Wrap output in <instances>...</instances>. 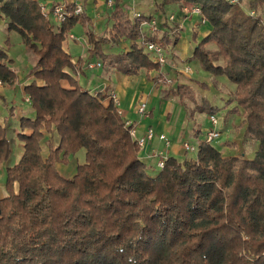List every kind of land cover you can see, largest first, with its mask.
I'll use <instances>...</instances> for the list:
<instances>
[{
    "label": "trees",
    "instance_id": "obj_1",
    "mask_svg": "<svg viewBox=\"0 0 264 264\" xmlns=\"http://www.w3.org/2000/svg\"><path fill=\"white\" fill-rule=\"evenodd\" d=\"M241 1L161 0L157 7L199 6L211 32L192 58L235 85L225 105L242 117L243 137L256 144L253 157L223 156L216 141L198 140L205 131H195L196 156H170L152 172L112 102L105 105L100 93L83 89L71 74L64 42L76 26L90 23L84 12L74 14L67 3L65 21L54 24L34 0H0L5 30L17 32L33 56L35 78L23 89L34 116L21 117L16 132L23 154L5 170L0 264H264V0H249L247 9ZM108 18L105 33L85 32L87 58L125 75L154 72L159 79L141 39L155 38L141 28L151 17H131L114 0ZM161 39L164 47L172 42L166 33ZM122 41L130 42L129 50H101ZM9 62L0 48V81L13 88L17 75ZM82 63L78 58L75 65ZM195 93L183 84L171 89L180 102ZM206 111L214 115L216 109ZM81 150L84 162L63 177L57 165L67 166ZM10 154L5 119L0 167Z\"/></svg>",
    "mask_w": 264,
    "mask_h": 264
},
{
    "label": "crops",
    "instance_id": "obj_2",
    "mask_svg": "<svg viewBox=\"0 0 264 264\" xmlns=\"http://www.w3.org/2000/svg\"><path fill=\"white\" fill-rule=\"evenodd\" d=\"M108 1L112 0H85L83 2L84 14L90 19V23L85 28L79 26L84 37L86 31L93 32L97 36L105 33L110 23L108 14L113 8V6H107ZM160 1L121 0V3L125 7L127 15L133 17L134 14L140 13L144 16H150L156 21L158 30L152 33L148 28L144 27L142 29L144 35L162 38L163 33L168 34L172 41L166 47L168 60L170 64L174 62L179 67L176 69L171 68L169 65L159 67L162 79L153 77L154 72H151L149 77H145L144 74L139 76L125 75L105 65L102 68L88 70L85 67L87 62H94L100 59L97 57L87 58L88 53L83 49L81 53H78L76 49H72L71 51L68 43L64 42V48L72 56V62L74 63L75 70L71 73L75 77L73 78L77 80L83 89L89 92L99 91L105 105L109 103V93L115 92L120 100L119 107L123 112V119L125 118L131 122L137 130V135H141L150 127L156 134H164L167 137L169 140L168 146L159 140L158 137H155L145 148L139 151V157L151 168L152 172L156 171L154 170L156 169L154 159L150 157L154 150L165 151L168 157L182 158L189 156L182 149V144L184 142L193 143L195 131H199L201 134L211 128V123L208 120L210 114L206 109L207 107H214L216 104H221L220 111L217 114L214 113L218 119L217 129L221 135L214 143L215 146L223 156H243L251 159L256 144L243 137L244 125L241 123L242 117L229 111L232 105H224L227 100L232 98L235 85L223 76L215 77L210 75L208 80L202 81V78L196 79L197 76L195 77L192 69L190 72H185L182 69L184 64L189 65L191 61L196 62L198 65V62L192 58V53L195 46L211 32V26L199 16L184 14L181 11L182 4H168L160 8L157 7ZM244 1L248 3L249 0ZM45 2L48 8L51 9L54 4L61 2L68 3L70 0H45ZM129 9L131 13H128ZM259 14L264 20V13L259 12ZM48 18L54 24L56 23L51 16ZM5 28L4 20L0 18V48L6 47L5 42L10 40V33H16L14 31L7 32ZM12 38H14L12 39L14 42L21 39L20 36ZM85 38H83V42L86 43ZM74 39L73 37L72 40L74 41ZM86 45L88 49V43ZM129 47L130 42L122 41L118 47L102 45L101 50L115 55L129 50ZM18 48L20 49V46ZM207 49L214 51L216 50V46L209 44ZM8 50L7 55L9 57L13 49L9 46ZM27 54L28 51L22 53L19 58L23 59ZM78 58L83 60L81 67L75 65ZM10 60L12 63L8 67L17 75L15 86L12 88L3 83L0 85V124L5 119L7 120V135L11 148L9 159L0 167V184L2 185H4L6 168L15 165L23 154V143L16 137L19 119L23 116L30 118L34 116V113L30 110L29 98L23 91L24 87L35 79L31 69L32 62L26 61L28 71L23 72L20 69L24 67L22 66L24 62L21 63L19 60L15 62L12 56ZM217 63L221 64L222 62L218 61ZM169 77L172 83L163 84L162 80ZM62 84L68 87L66 81H63ZM177 84L191 87L197 95L192 101H178L177 98L171 95V89ZM218 99L222 101H216ZM140 102H145L146 104L149 114L147 117L141 116L137 112V106ZM11 107L13 108V115L9 116V109ZM46 154L47 151H45L44 155ZM84 156L85 152L81 150L75 156L69 158L67 166L57 165L59 173L65 178H71L75 174L76 166L84 162ZM2 197H4V194L0 191V198Z\"/></svg>",
    "mask_w": 264,
    "mask_h": 264
},
{
    "label": "built area",
    "instance_id": "obj_3",
    "mask_svg": "<svg viewBox=\"0 0 264 264\" xmlns=\"http://www.w3.org/2000/svg\"><path fill=\"white\" fill-rule=\"evenodd\" d=\"M38 2L40 11L41 13L46 16V17H52L57 24H61L65 21L67 13H66V5L67 2H61L54 4L51 9L48 8L47 3L43 0H34ZM231 3H236L239 2V0H229ZM74 5V14H82L83 13V1L82 0H70V2ZM108 7L113 6L112 1L107 2ZM181 11L186 14V15H196L201 18V13H200V8L197 5L194 4H182ZM141 16L140 13H136L133 15L134 18H139ZM172 19V17H171ZM144 27L148 28V30L152 33L156 32L158 29L157 23L155 20L152 18L149 20H144L141 23V28L143 29ZM146 36V35H144ZM70 39L73 38L72 35L69 36ZM147 37V36H146ZM151 37V36H149ZM153 37V36H152ZM143 40V46L144 50L150 55L152 61L156 63L159 67H163L164 65H169L171 68L176 69L179 67L177 63L172 62L170 64L167 56V49L163 45V41L161 38H154V40H145L143 37L141 38ZM86 68L88 70L91 69H96V68H102V63L100 61H94V62H89L86 65ZM182 69L185 72H190L191 68L189 67L188 64H184ZM165 84H171L172 80L171 79H164L163 80ZM0 81V85H1ZM99 91H95L94 94H99ZM109 101L112 102V104L116 108V113L119 117L123 119V112L119 107V97L115 92H110L109 93ZM137 112L144 117H147L148 111L146 109V104L145 102H140L139 105L137 106ZM208 120L211 123V128L206 130L203 135H201V138H199V141H202L204 143H211L213 141L218 140L220 137V132L217 129V124H218V119L215 115H209ZM124 124L126 127L129 128V135L130 137L135 140L137 147L140 150L145 148V146L151 142L155 137H158L159 140L163 141L166 146L169 144V140L164 134H156V132L152 128H147L141 135H137V130L136 128L131 124L129 120H126L125 118L123 119ZM182 149L186 153H196L197 152V141L195 143H188L184 142L182 144ZM151 158L154 159V164L156 169H162L164 167V162L168 158V156L165 154V151H158L154 150L153 153L150 155Z\"/></svg>",
    "mask_w": 264,
    "mask_h": 264
},
{
    "label": "rangeland",
    "instance_id": "obj_4",
    "mask_svg": "<svg viewBox=\"0 0 264 264\" xmlns=\"http://www.w3.org/2000/svg\"><path fill=\"white\" fill-rule=\"evenodd\" d=\"M43 1H45V0H43ZM83 1V0H82ZM112 1H114V0H112ZM242 5L244 6V7H246L247 8V2L246 1H242ZM84 12V11H83ZM128 13H131V10L129 9L128 10ZM92 31V30H91ZM15 32V31H14ZM70 34H72V36L75 38L74 39V41L72 40V39H69V37H68V39L65 41V42H67L68 43V46H70L71 47V51H72V49H76V51L78 52V53H81V51H82V49L85 51V52H87V45H86V43L85 42H83V38H85L84 37V35H83V33H81V30H80V28H79V25L77 26V27H75L72 31H71V33ZM10 40H7V41H9V44L8 45H6L5 44V46L7 47V49H6V47H4L3 49L5 50V52L6 53H8L7 51H9L8 50V47L10 46V48H12L13 49V51H11V56L14 58V60H15V62H16V60H19V61H21V63H23V65L22 66H24V67H22L20 70H22L23 72H26V71H28V68H26V61L27 62H32V64H33V56L28 52V54H27V56H25L23 59H21V58H19V56L20 55H22V53H26V51H27V49H26V47L22 44V41H21V39H19L17 42H14V41H12V39H14V38H12V37H19V34L16 32V33H10ZM85 40L87 41V39L85 38ZM20 46V49L18 48ZM26 50V51H25ZM10 55V54H9ZM11 56H9L8 57V59H10V57ZM12 62H9V64H11ZM199 65V64H198ZM197 65V63L196 62H194V61H191V62H189V66H190V68L192 69V71H194L193 73H194V75H195V77H196V79H200V78H202V81H206L205 79H207L208 80V77L210 76V74L208 73V72H206V71H204L203 69H201L200 68V66H198ZM161 74V73H160ZM79 78V77H78ZM159 79H162V75H160V78ZM166 79H170V77L169 78H166ZM204 79V80H203ZM161 83V82H160ZM162 84V83H161ZM82 85V84H81ZM82 86H84V85H82ZM197 94L195 93V96H196ZM216 101H222V100H220V99H218V100H216ZM222 105H223V103H222ZM224 105H225V103H224ZM221 107V104H216L215 106H214V108L216 109V114L218 113V111H220V108ZM219 109V110H218ZM221 135V134H220ZM219 139V138H218ZM254 149V148H253ZM188 155L190 156V157H194V156H196V153H188ZM78 156V155H77ZM78 158V157H77ZM0 191L5 195V190H4V185H2V184H0Z\"/></svg>",
    "mask_w": 264,
    "mask_h": 264
}]
</instances>
